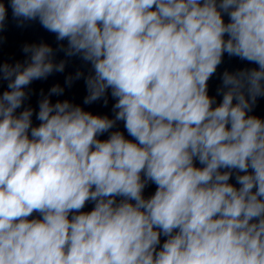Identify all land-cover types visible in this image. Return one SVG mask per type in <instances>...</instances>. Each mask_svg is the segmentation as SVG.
Segmentation results:
<instances>
[{
	"label": "clouds",
	"instance_id": "1",
	"mask_svg": "<svg viewBox=\"0 0 264 264\" xmlns=\"http://www.w3.org/2000/svg\"><path fill=\"white\" fill-rule=\"evenodd\" d=\"M9 7L90 65L65 81L85 105L115 103H53L56 84L24 107L65 70L46 43L0 64V264H264V0H0V33ZM225 54L256 67L224 71L217 103Z\"/></svg>",
	"mask_w": 264,
	"mask_h": 264
}]
</instances>
